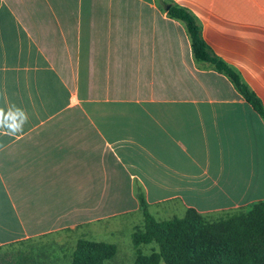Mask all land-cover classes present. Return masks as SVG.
<instances>
[{"label": "crops", "instance_id": "obj_1", "mask_svg": "<svg viewBox=\"0 0 264 264\" xmlns=\"http://www.w3.org/2000/svg\"><path fill=\"white\" fill-rule=\"evenodd\" d=\"M171 4L264 108V0H0V126L24 121L0 127V246L139 213L138 192L153 216L264 200V121Z\"/></svg>", "mask_w": 264, "mask_h": 264}, {"label": "trees", "instance_id": "obj_2", "mask_svg": "<svg viewBox=\"0 0 264 264\" xmlns=\"http://www.w3.org/2000/svg\"><path fill=\"white\" fill-rule=\"evenodd\" d=\"M167 14L184 24L194 59L223 73L264 121L261 100L232 67L211 52L194 15L176 4L168 7ZM137 199L143 225L134 229L132 241L135 246L155 243L157 247L148 254L138 253L132 264H264V200L215 217L187 208L181 217L160 221L149 212L143 192L137 193ZM16 253H0V264H34L23 253ZM114 254L113 244L81 238L67 264H104Z\"/></svg>", "mask_w": 264, "mask_h": 264}, {"label": "rangeland", "instance_id": "obj_3", "mask_svg": "<svg viewBox=\"0 0 264 264\" xmlns=\"http://www.w3.org/2000/svg\"><path fill=\"white\" fill-rule=\"evenodd\" d=\"M153 212L157 220H167L178 217L180 213L177 205H162ZM181 217V216H180ZM142 214L129 213L108 218L96 224L77 227L72 230H62L48 236L30 239L21 244L0 249L4 252L23 253L34 264H67L71 260L75 244L78 239L103 241L115 246V254L104 264H132L138 253L148 254L157 247L155 243L140 244L135 246L132 241V232L136 227H142ZM16 253V254H17ZM164 264V263H161Z\"/></svg>", "mask_w": 264, "mask_h": 264}, {"label": "clouds", "instance_id": "obj_4", "mask_svg": "<svg viewBox=\"0 0 264 264\" xmlns=\"http://www.w3.org/2000/svg\"><path fill=\"white\" fill-rule=\"evenodd\" d=\"M0 111H3V110H0ZM10 111H12V109H10ZM15 111L19 112L20 109H15ZM23 122L24 121H20V123H16L15 121H11V122L5 123L4 125L0 127H2L7 133H14V132L19 131L22 128Z\"/></svg>", "mask_w": 264, "mask_h": 264}, {"label": "water", "instance_id": "obj_5", "mask_svg": "<svg viewBox=\"0 0 264 264\" xmlns=\"http://www.w3.org/2000/svg\"><path fill=\"white\" fill-rule=\"evenodd\" d=\"M169 7V5H167V8Z\"/></svg>", "mask_w": 264, "mask_h": 264}]
</instances>
